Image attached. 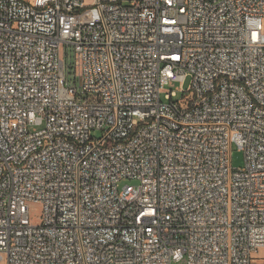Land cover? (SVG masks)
Masks as SVG:
<instances>
[{
  "label": "built area",
  "instance_id": "obj_1",
  "mask_svg": "<svg viewBox=\"0 0 264 264\" xmlns=\"http://www.w3.org/2000/svg\"><path fill=\"white\" fill-rule=\"evenodd\" d=\"M261 248L264 0H0V260Z\"/></svg>",
  "mask_w": 264,
  "mask_h": 264
},
{
  "label": "rangeland",
  "instance_id": "obj_2",
  "mask_svg": "<svg viewBox=\"0 0 264 264\" xmlns=\"http://www.w3.org/2000/svg\"><path fill=\"white\" fill-rule=\"evenodd\" d=\"M70 53L73 54V49L70 48ZM187 84L184 85V87H186ZM179 86L177 87H172V89L177 90ZM180 93H178L177 98H179ZM163 98V97H162ZM92 135L94 137H100L101 132L97 131V130H93ZM230 162L232 167L234 168H241L244 166V154L243 152L238 149L236 146H233L231 148L230 151ZM127 183H131L130 181H122L120 182V186L127 184ZM29 214H30V219L33 223H38L39 222V216L41 213V207L39 204H32L29 208ZM0 264H5L3 262V260H0ZM175 264H185V260H182L179 263H175ZM252 264H264V248H261L258 250L257 254L254 256L253 260H252Z\"/></svg>",
  "mask_w": 264,
  "mask_h": 264
}]
</instances>
